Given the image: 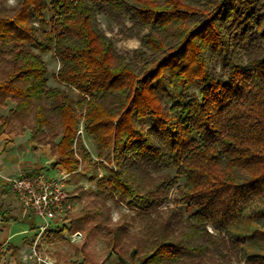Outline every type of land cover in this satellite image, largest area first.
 Returning <instances> with one entry per match:
<instances>
[{
	"label": "trees",
	"instance_id": "obj_1",
	"mask_svg": "<svg viewBox=\"0 0 264 264\" xmlns=\"http://www.w3.org/2000/svg\"><path fill=\"white\" fill-rule=\"evenodd\" d=\"M247 3L17 0L7 8L0 2V103L14 102L0 117V134L15 124L29 130L34 145L52 155L58 149L60 171L73 172L74 149L90 160L76 136V110H83L97 157L113 165L97 182L99 196L105 190L150 209L175 191L169 213L148 236L121 226L101 234L118 252L112 264H224L227 249L243 252L225 237L234 223L255 211L264 227L257 218L264 213V8L248 11ZM100 12L139 39V66L99 28ZM35 23L47 29L39 35ZM32 47L52 52L59 63L54 78L80 94L76 102L47 85L45 62ZM179 87L197 92L182 94ZM163 168L174 174L156 175ZM102 209L85 203L62 231L85 238L100 232L108 220ZM85 244L75 252L81 261L69 264H103ZM242 256L246 264H264V254Z\"/></svg>",
	"mask_w": 264,
	"mask_h": 264
},
{
	"label": "rangeland",
	"instance_id": "obj_2",
	"mask_svg": "<svg viewBox=\"0 0 264 264\" xmlns=\"http://www.w3.org/2000/svg\"><path fill=\"white\" fill-rule=\"evenodd\" d=\"M246 1H248V3L244 8H246L248 11L252 8H257L259 10H262L264 8V0ZM0 2L7 8H12L17 5V0H0ZM48 17L49 14L46 12L44 15L45 20H47ZM97 20L99 28L112 40L116 50L121 53L127 60H130L136 66H139V62L136 58L137 49L140 47L139 39L136 36L132 35L128 30L126 31L124 27L116 25L113 21L110 20L106 13H98ZM124 23L126 27H129L131 25V21L127 19ZM34 25L38 27L39 35L43 29H47V26L41 27L38 25V23H35ZM31 49L35 53H38L45 62L47 68V85L51 87H58L61 90H64L70 96L72 102H76L80 98V94L72 87L57 82L54 78V74L59 67V63L53 56L52 52L49 51L42 53L39 52L37 48L32 47ZM178 91L182 94L197 92L196 88L194 87H179ZM48 103L54 104L56 103V101L43 102V104ZM13 106L14 102L11 99H7L0 103V117H7L9 109ZM74 107L77 109L76 105H74ZM76 111V115L79 118V125L78 130L76 131V136H79V140L81 141V143H83L84 148L90 154V160H83L81 156V150L74 149V156L78 161L77 168L75 171L69 172V178L65 182L64 187H62V190L66 196L67 203L69 202L68 205L72 204L73 201H77L79 206L70 205L65 210V213L66 216H70L78 212L85 203H98L104 205V209H102V211L103 214L106 215V218L108 217V220H106L107 223L103 226L100 232L97 231L96 233H94V235L87 238H85L83 235H77L76 237V235L74 236L73 234H71L67 237V241L57 244L56 247L63 245L66 247L64 251H67V249L69 250V252L71 251V249H75L76 251L82 245V243L85 242L87 251L94 257L96 262H102L103 264H112L117 260L118 252L115 249H112L113 251H111L106 246V241L101 234L114 229L115 226H121L129 235H135L143 238L148 236V232L152 231L160 222H162V220L169 213L170 207L173 206V203L170 199L174 197L175 191H170L169 198L166 202H164L160 206H156L150 209L148 207H145V204L141 201H119L112 197L109 192H105V190H100L101 195L99 196L98 193L100 188H98L97 182L100 178L106 176L105 169L109 168V166L113 167V165H109L106 162H103L101 158L97 157L95 142L83 130L84 111L78 109ZM13 128H15V130H13L12 132L5 131L4 134L17 135L23 134L25 131H27L29 134V130L24 131V128L17 126V124H15ZM54 142H58V140H54ZM58 154L59 152L56 148L54 154H51V156L54 158V161L60 158ZM45 174L52 175L48 170H46ZM167 174L173 175L174 170L171 168H163L156 173V175L161 176ZM180 207L182 208V206ZM253 214H255V211H253L252 213L247 211L239 221L231 226L229 230V236H225L227 240L238 241L239 243H241L243 252H240V254L236 253L234 250L229 251V249H227L225 252L227 254V257L225 258V261H223L225 262L224 264H246L245 257L242 256L243 253L246 255L264 254V227L262 228V226L258 224V220L254 219ZM262 215L261 217L258 216L257 218L264 223V218H262ZM208 230L211 231L210 228H208ZM78 239L79 241H77ZM129 248L130 247L128 246V251ZM61 256H64L63 259H69L68 255L62 254ZM201 263L211 264L208 261H203Z\"/></svg>",
	"mask_w": 264,
	"mask_h": 264
},
{
	"label": "crops",
	"instance_id": "obj_3",
	"mask_svg": "<svg viewBox=\"0 0 264 264\" xmlns=\"http://www.w3.org/2000/svg\"><path fill=\"white\" fill-rule=\"evenodd\" d=\"M53 161L49 147L34 145L27 131L17 135L0 134V264H68L81 261L75 255V249L69 252L68 249L64 251L66 247L63 245L56 247L71 235L62 231L69 223L66 213L51 218L44 226L42 218L22 211L9 186V179L21 174L45 173L46 170L52 175L58 173L60 167L55 165V161L50 165ZM70 205L79 206L77 201ZM74 234L81 236L80 233ZM62 254L68 255L69 259H63Z\"/></svg>",
	"mask_w": 264,
	"mask_h": 264
},
{
	"label": "built area",
	"instance_id": "obj_4",
	"mask_svg": "<svg viewBox=\"0 0 264 264\" xmlns=\"http://www.w3.org/2000/svg\"><path fill=\"white\" fill-rule=\"evenodd\" d=\"M69 174L64 171L53 175L41 171L21 174L10 178L9 186L22 211L39 216L45 226L51 218L61 216L68 208L62 187Z\"/></svg>",
	"mask_w": 264,
	"mask_h": 264
},
{
	"label": "water",
	"instance_id": "obj_5",
	"mask_svg": "<svg viewBox=\"0 0 264 264\" xmlns=\"http://www.w3.org/2000/svg\"><path fill=\"white\" fill-rule=\"evenodd\" d=\"M54 164V161L50 163V165H53Z\"/></svg>",
	"mask_w": 264,
	"mask_h": 264
}]
</instances>
